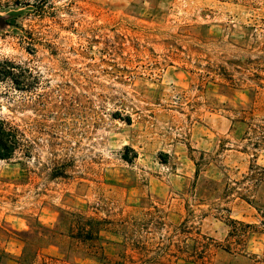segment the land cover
Listing matches in <instances>:
<instances>
[{"label": "rangeland", "instance_id": "374dc122", "mask_svg": "<svg viewBox=\"0 0 264 264\" xmlns=\"http://www.w3.org/2000/svg\"><path fill=\"white\" fill-rule=\"evenodd\" d=\"M0 264H264V0H0Z\"/></svg>", "mask_w": 264, "mask_h": 264}, {"label": "trees", "instance_id": "16d2710c", "mask_svg": "<svg viewBox=\"0 0 264 264\" xmlns=\"http://www.w3.org/2000/svg\"><path fill=\"white\" fill-rule=\"evenodd\" d=\"M33 141L26 138L25 131L19 126H12L0 120V159H11L16 153L29 157Z\"/></svg>", "mask_w": 264, "mask_h": 264}]
</instances>
